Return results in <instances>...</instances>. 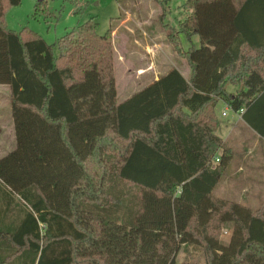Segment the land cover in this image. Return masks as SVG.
<instances>
[{"label": "trees", "instance_id": "1", "mask_svg": "<svg viewBox=\"0 0 264 264\" xmlns=\"http://www.w3.org/2000/svg\"><path fill=\"white\" fill-rule=\"evenodd\" d=\"M22 1L0 0L16 141L0 159V264H176L192 245L206 264H264V202L241 212L232 250L192 234L233 161L218 103L264 140V0H186L178 29L171 0H155L191 79L172 69L121 104L112 27L100 35L92 18L48 44L6 27ZM45 3L37 10L55 16ZM180 33L200 46L183 50Z\"/></svg>", "mask_w": 264, "mask_h": 264}, {"label": "rangeland", "instance_id": "2", "mask_svg": "<svg viewBox=\"0 0 264 264\" xmlns=\"http://www.w3.org/2000/svg\"><path fill=\"white\" fill-rule=\"evenodd\" d=\"M185 2L170 1L166 24L179 28L180 22L187 17L183 9ZM37 5L38 0H23L20 6L9 8L4 18L6 27L16 32L24 28L31 29L48 44L55 43L92 18L99 24L100 35H105L112 27L114 73L120 101L125 91L132 90L131 80L145 81L183 62L186 66V60L173 51L168 42V33L160 25L162 10L155 0H46L42 9L54 13L52 17H46L38 11ZM179 42L185 51L192 42L200 46L197 36L192 37L191 42L184 33L179 34ZM5 88V84H0V96L4 98L7 94ZM236 90L235 87L229 89L232 93ZM2 99L0 97V126L6 131L0 133V155L13 147L9 116ZM224 113L226 116H223ZM10 114L12 119L11 106ZM215 117L220 126L217 135L231 148L233 161L214 192L212 209L193 222L192 234L202 245H206L208 240L218 249L232 250L242 228L243 221L238 220L241 212L245 209L256 211L264 202V185L253 187L254 190L260 188L261 192L242 191L244 187L251 186L248 185L249 181L243 179L244 167L251 161L258 164L260 158H264V141L249 129L239 114L233 113L223 102L218 103ZM240 167L244 170H240ZM260 178L264 180V171ZM176 264H206L204 252L195 245L188 246L186 252L181 251L178 255Z\"/></svg>", "mask_w": 264, "mask_h": 264}, {"label": "crops", "instance_id": "3", "mask_svg": "<svg viewBox=\"0 0 264 264\" xmlns=\"http://www.w3.org/2000/svg\"><path fill=\"white\" fill-rule=\"evenodd\" d=\"M184 63V62H183ZM179 64L178 67H175L173 69H177L181 75L184 77V79L186 81H189L191 79V69L188 65V63L186 62V66L185 64ZM172 70V69H171ZM170 71V70H169ZM169 71L167 72H164V73H161L160 75H157L153 78H146L145 81L144 80H131L133 81V88L131 91H125L122 95H123V99L122 101H120L119 99V95L117 93V98H118V102L121 104V103H124L125 101L129 100L130 98H132L133 96H135L136 94L142 92L144 89H146L147 87H149L150 85H152L154 82L158 81L160 78H162L163 76H165ZM152 77V76H151ZM6 85V84H5ZM231 87H234V86H231ZM236 88V87H235ZM230 89V87H229ZM237 89V88H236ZM5 90L7 91V94L4 97L0 96L3 101V103L5 104L6 108V112H8V116H9V121H10V132L12 134V138H13V147L7 151L5 154L3 155H0V159L3 158L4 156H6L8 153H10L11 151H13L15 148H16V141H15V131H14V124H13V119H11L10 117V89H9V86L6 85V88ZM237 91V90H236ZM232 93V92H231ZM236 93V92H234ZM1 125V124H0ZM250 129V128H249ZM6 130L4 127L0 126V133H4ZM264 141V140H263ZM3 156V157H1ZM245 171H244V181H249L250 183H248V185H251L250 187L248 185L249 188L247 187H244L242 189V191L244 193H247V192H252V191H257V192H261L260 188H257V189H253L254 186H258V187H261L264 185V180H261L260 178V175L261 173L264 171V158H260L258 164H255L254 161H251L249 162L248 165H245ZM240 170H244L243 167H240ZM252 187V188H251Z\"/></svg>", "mask_w": 264, "mask_h": 264}, {"label": "built area", "instance_id": "4", "mask_svg": "<svg viewBox=\"0 0 264 264\" xmlns=\"http://www.w3.org/2000/svg\"><path fill=\"white\" fill-rule=\"evenodd\" d=\"M223 116H226V113H224ZM219 161H220L219 158H217V159L215 160V163H219Z\"/></svg>", "mask_w": 264, "mask_h": 264}, {"label": "water", "instance_id": "5", "mask_svg": "<svg viewBox=\"0 0 264 264\" xmlns=\"http://www.w3.org/2000/svg\"><path fill=\"white\" fill-rule=\"evenodd\" d=\"M44 0H38V3H42Z\"/></svg>", "mask_w": 264, "mask_h": 264}]
</instances>
